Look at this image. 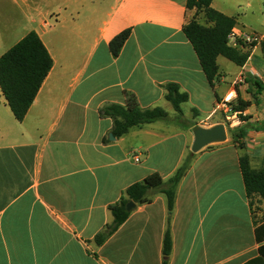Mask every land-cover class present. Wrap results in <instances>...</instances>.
I'll list each match as a JSON object with an SVG mask.
<instances>
[{
	"label": "crops",
	"instance_id": "obj_1",
	"mask_svg": "<svg viewBox=\"0 0 264 264\" xmlns=\"http://www.w3.org/2000/svg\"><path fill=\"white\" fill-rule=\"evenodd\" d=\"M186 3L0 0V57L35 31L54 61L23 121L0 89V264H264L256 238L264 198H248L240 165L247 156L264 168V79L247 74L233 84L244 69L264 76V54L250 49L242 67L219 56L210 83L183 32L195 16ZM212 7L248 31L264 17V0H213ZM125 30L130 36L114 56L109 44ZM169 85L188 94L181 112L166 99ZM233 91L231 104H249L237 111V129L245 130L239 144L221 104ZM130 94L141 109L160 107L168 117L110 139L113 119L102 110L128 106ZM217 124H225L226 141L192 154L196 128ZM188 158L172 212L166 195L152 190L150 202L95 242L129 186L155 172L167 182Z\"/></svg>",
	"mask_w": 264,
	"mask_h": 264
},
{
	"label": "trees",
	"instance_id": "obj_2",
	"mask_svg": "<svg viewBox=\"0 0 264 264\" xmlns=\"http://www.w3.org/2000/svg\"><path fill=\"white\" fill-rule=\"evenodd\" d=\"M213 0H187L188 10H194L195 16L183 27V32L192 44L200 60L202 69L210 83L218 77L219 66L217 59L223 56L236 64L244 66L250 56L249 51H240L228 45V35L236 26V18L229 17L212 7ZM202 15L201 21L197 16ZM130 30L117 35L109 44L114 56H118L125 42L130 36ZM264 54V44L262 45ZM54 65L52 56L39 35L32 31L16 45L0 57V89L8 106L18 121H23L34 103L44 81ZM255 80V79H254ZM259 89L261 83H255ZM166 99L172 103L174 109L181 112L182 103L188 101V94L179 91L176 85H169ZM232 104L234 111L243 110L249 104L240 100ZM102 115L113 119V135L122 137L135 126H141L158 120H164L168 113L160 107L141 109L133 94L129 95L128 106L113 104L102 110ZM245 130L232 129L230 136L235 143L244 137ZM190 158L177 170L167 182L155 172L142 182L129 186L119 202L112 205L110 210L114 220L103 232L95 237L98 245L103 244L128 219L132 211L127 210V204L133 201L137 205L150 202L149 193L160 190L167 197L170 212L174 209L176 189L185 175ZM241 170L248 198L259 196L264 198V168L254 169L247 156L240 159ZM166 186L167 188H164ZM258 242L264 241V224L256 229ZM172 250V234L168 226L164 236V255L167 257ZM260 260L264 263V245L259 249Z\"/></svg>",
	"mask_w": 264,
	"mask_h": 264
},
{
	"label": "built area",
	"instance_id": "obj_3",
	"mask_svg": "<svg viewBox=\"0 0 264 264\" xmlns=\"http://www.w3.org/2000/svg\"><path fill=\"white\" fill-rule=\"evenodd\" d=\"M263 44L264 33L258 31H248L234 27L228 35V45L240 51L246 52L256 47H262ZM247 74H250L260 80L264 79L262 74L249 69H244L233 81L234 86H239L244 83L246 81ZM233 96L234 91L225 96L224 101L221 102L222 107L228 112L226 120L228 121V126L231 129L237 128L243 122V120L239 117V113L232 109L231 102L233 100ZM136 160L138 161V159Z\"/></svg>",
	"mask_w": 264,
	"mask_h": 264
},
{
	"label": "water",
	"instance_id": "obj_4",
	"mask_svg": "<svg viewBox=\"0 0 264 264\" xmlns=\"http://www.w3.org/2000/svg\"><path fill=\"white\" fill-rule=\"evenodd\" d=\"M194 142L192 145V154L199 152L204 147L214 144L221 143L227 139V131L225 124H217L211 128L198 127L194 131ZM110 139H115L113 134H110ZM136 208V203L130 201L127 204V210L132 211Z\"/></svg>",
	"mask_w": 264,
	"mask_h": 264
},
{
	"label": "rangeland",
	"instance_id": "obj_5",
	"mask_svg": "<svg viewBox=\"0 0 264 264\" xmlns=\"http://www.w3.org/2000/svg\"><path fill=\"white\" fill-rule=\"evenodd\" d=\"M261 5V3H260ZM255 30H251V31H258V32H261V33H264V17L262 16V14L260 13V16H259V19L258 21L254 24V28ZM2 97L1 95V92H0V98ZM231 128L229 130V135H230V132H231Z\"/></svg>",
	"mask_w": 264,
	"mask_h": 264
}]
</instances>
